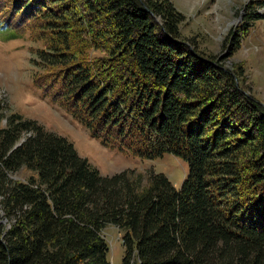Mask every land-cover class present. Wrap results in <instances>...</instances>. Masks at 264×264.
I'll list each match as a JSON object with an SVG mask.
<instances>
[{"label":"trees","instance_id":"1","mask_svg":"<svg viewBox=\"0 0 264 264\" xmlns=\"http://www.w3.org/2000/svg\"><path fill=\"white\" fill-rule=\"evenodd\" d=\"M183 20L170 0H0V26L42 44L32 79L51 102L104 146L187 164L179 187L162 173L102 175L64 136L10 112L0 264H112L110 224L120 264H264V106L240 65L185 42ZM22 168L35 174L11 177Z\"/></svg>","mask_w":264,"mask_h":264},{"label":"rangeland","instance_id":"2","mask_svg":"<svg viewBox=\"0 0 264 264\" xmlns=\"http://www.w3.org/2000/svg\"><path fill=\"white\" fill-rule=\"evenodd\" d=\"M184 15L179 26L181 37L205 57L223 68L241 66L242 81L250 93L264 106V0H170ZM262 16L253 22L247 20L249 12ZM239 45L230 49L232 40ZM28 32L14 37L0 26V126L10 112L20 113L45 129L64 136L77 153L97 168L102 175L129 171L133 177H148L149 173H162L174 187H179L187 172V164L180 158L164 153L156 158H142L118 148L104 146L90 134L89 129L68 112L50 101L49 96L33 83L36 72L31 63L35 48L41 47ZM240 65V66H239ZM35 174L20 169L11 175L23 178ZM0 207V231L9 225ZM103 233L109 242V259L120 264L125 253L122 230L107 225Z\"/></svg>","mask_w":264,"mask_h":264},{"label":"water","instance_id":"3","mask_svg":"<svg viewBox=\"0 0 264 264\" xmlns=\"http://www.w3.org/2000/svg\"><path fill=\"white\" fill-rule=\"evenodd\" d=\"M23 140V139H22ZM20 143H17V144H15V146L14 147H16V146H18Z\"/></svg>","mask_w":264,"mask_h":264}]
</instances>
